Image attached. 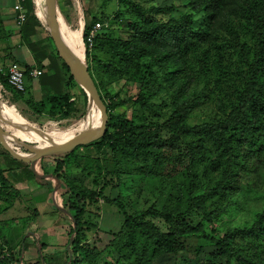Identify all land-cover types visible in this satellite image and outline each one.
I'll use <instances>...</instances> for the list:
<instances>
[{
	"label": "trees",
	"instance_id": "obj_1",
	"mask_svg": "<svg viewBox=\"0 0 264 264\" xmlns=\"http://www.w3.org/2000/svg\"><path fill=\"white\" fill-rule=\"evenodd\" d=\"M24 1L27 13L20 34L27 30L33 35L38 24L36 9L29 0ZM125 1L129 0L118 3ZM183 1L188 12L170 22L147 19L150 11L132 5L134 11L130 12L138 21L129 26L127 36L112 37L104 29L94 38L91 49H86L88 74L107 112L106 131L99 141L66 155L40 158L37 172L65 186L64 193L59 194L61 210L54 212L52 222L57 240L66 238L65 249L45 253L47 245L37 243L36 236L24 238L29 224L37 226L39 214L31 210L32 215L21 224L7 227L5 242L0 243V264H19L20 258L21 264H81L89 257L96 264L99 253L94 248H84L81 237L90 227L84 221L85 215L98 211V197L103 196L101 191H89L79 181H67L66 167L70 162L81 168L80 173L99 176L105 172L116 182L127 176L143 187L146 180L155 183L152 194L157 200L131 213L123 208L122 195L117 199L103 197L119 209L124 219L122 232L112 244L117 256L115 264H154L161 257L171 256H176V261L183 260L178 256L189 254L191 248L189 244L185 246V232L212 244L218 252L214 259L227 256L236 264H264V0ZM159 12L155 10L153 16ZM108 19L92 18L84 27L83 40L96 22L108 23ZM39 53L38 67L51 73L40 80L46 79L53 92L49 91L38 103L28 102L24 98L31 86H27L32 70L28 67L24 70L26 94L12 90L0 75V100L7 105L22 101L32 118L66 119L73 113L75 101L70 91L77 85L56 51ZM44 57L49 61L46 67L40 65ZM155 66L169 69L168 86L158 82L154 88L157 81L149 77L158 76L153 72ZM120 80L139 84L134 102L141 110L140 124L121 120L122 116L113 113L125 102L114 101L107 87ZM172 84L175 89L170 91ZM214 95L218 97L215 101L219 115L188 125L192 109ZM168 102L172 103L171 114L158 115L154 111L155 118H163L162 123L147 116L152 106L165 108ZM12 146L18 153H28L18 143L12 142ZM103 147L109 153L105 151L99 159L77 154L79 149L92 153ZM32 179L35 175L31 161H19L0 146V195L16 200V188H23L22 184ZM230 214L233 221L226 218L217 225L219 228L206 233L208 227ZM155 221L166 226L167 231ZM22 245L24 250L39 248L36 262L24 260ZM193 252L196 264H200L197 247Z\"/></svg>",
	"mask_w": 264,
	"mask_h": 264
},
{
	"label": "rangeland",
	"instance_id": "obj_2",
	"mask_svg": "<svg viewBox=\"0 0 264 264\" xmlns=\"http://www.w3.org/2000/svg\"><path fill=\"white\" fill-rule=\"evenodd\" d=\"M116 1L119 2V0H116ZM129 1H125L124 3H122V5L120 3L115 4L114 2H108V4L106 5V8L109 9L113 7L115 8L118 7L121 10H116L115 12H113L112 16L111 15L109 16L110 17L109 18L110 20L108 19L109 26L107 22L106 23L102 22L103 29L101 30V32L104 29H107V31L109 32V35H111L112 37L127 36V34L125 33L128 32L129 26L135 21H138L135 19V15H133L130 12L131 10L134 11V9L132 8V5H135V4H138L141 7L145 8V11L151 12L150 16L147 18L150 20L160 18L161 21H165V22L177 21L178 19H180L183 15H185L188 12L186 4L183 0H129ZM95 9L97 8L95 7ZM155 10H159L161 11V13L159 12L158 16H153L154 14H156L154 13ZM116 16H118V20H116ZM63 30H64V33H66L67 35L68 34L67 29L64 28ZM69 36L74 37L73 35H69ZM69 36L67 38H69ZM51 46H52V43H51ZM80 46L81 45H79L78 47ZM82 52H83L82 58L80 59L77 57V60L78 61L81 60L84 68L88 72V64L85 58L86 53H84V51ZM71 56L74 59H76L73 52L71 53ZM168 71L169 69L164 66L163 67H158V66L153 67V72L156 73L158 76L156 78L149 77V76L148 77L153 78L157 81V82H154V88L157 87L158 82H161L165 86H168L171 83V81L169 80L170 76L169 74H167ZM132 77L133 76H131V78ZM107 89H108V92L112 96H114L115 98L114 101L125 102V104L115 109L113 113L116 114L117 116H122L120 118L121 120H127L130 122L132 121L136 124H140L142 121L141 120L142 119L141 110L139 108V105L134 102L135 99L137 98L136 96L139 91V84H136L135 82H131V81L127 82L124 80H120L119 82L113 84L112 86L111 85L110 87L108 86ZM170 89H171L170 91H173L172 89H175V85L172 84ZM176 89L178 88L176 87ZM75 90L77 93H79L80 96L75 98L76 102L73 108V113L70 115V117L66 118L68 120L65 121L64 119L57 118L55 120L50 119L49 121L48 117L43 116L40 119L42 123H45L47 128H42L39 122L33 125L32 130H36L37 135L36 136L35 134H31V135L37 138L39 136V138L41 139L38 138L39 140H36L33 137L28 138V136L24 132L20 130H16V131L19 133L21 137H27L29 139L30 145H34L36 147L44 146L47 143L53 144V143H60V142L67 141L68 139L72 137H76L75 133L77 132L79 134L82 132H86V133H89L92 131L96 132V130L99 128V126L102 123L101 113L98 109H96L93 103L89 102L87 96L86 97L84 96V94L81 92L82 91L81 89L80 91L78 87H75ZM37 93L38 95H40L39 92ZM163 95L166 97V93H164ZM215 100H218V97H216L215 95L204 98V101H202V103L199 106H197L195 109H192V111L189 113V116L187 117V121H186L187 124L195 125L199 123V121L216 118V114L217 115L219 114L216 110ZM155 102L156 100L153 101V103ZM157 103L159 104V102ZM172 110H173L172 103L168 102V105L165 108H160L158 106H152L151 109L147 111V116L151 117L152 121L155 120L158 123H162L164 121L163 118H155L156 115L154 114V111H156L158 115L160 113L164 115L166 113L171 114ZM4 114L8 115L9 113L7 114L4 112ZM8 116H10L11 118L10 114ZM4 129L8 130L10 129V127L4 126ZM49 140L53 142H50ZM97 141H94V142H97ZM103 148L104 149L99 152L96 150L95 151L93 150L94 152L92 153H89L90 151L88 152V151L79 149L77 151V154L79 156L91 154L94 157H98L95 159H99L102 156H105V153H104L105 151H108L109 153V149L107 147H103ZM66 171H67L66 176H67L68 182L79 181L89 191H101L100 195L107 199H117L119 195H122L124 199L123 208L128 213H131V211H133L137 207L145 208V206L151 205L152 203L155 202V200H157V198L154 197V195L156 194H152V191H153L152 188L155 187V183L153 180L152 181L146 180L144 183L145 185L144 187L141 185V183L137 184L133 179L128 178L127 176H121L119 181L116 182L114 178H111L110 180V176L106 174L105 172L103 174L101 173L99 176L96 175L95 173H88V172L80 173L81 168H77L72 162L68 164V166L66 167ZM37 172H38V169H37ZM41 177H44V176H41ZM52 180H56V179L53 178ZM44 181L46 180H42V182ZM107 181H109L108 184H107ZM110 181L112 182V184H110ZM36 183H37L36 177L35 179L25 182L24 185L19 181V184H22V186H25V187L19 188L18 186L16 188L18 190V193L16 194L18 197L16 198V200L15 199L7 200L3 195H0V243L3 244V242H5V238L7 237L6 236L7 227L10 226L11 223L21 224L23 220H25L31 215V210H36L39 214L37 218V221H39L37 223V226H38L37 228L39 229L40 236H42L44 233L47 232L45 228L47 226L49 227V224H50L49 219H51V215L49 211L44 212V204L40 200V198L37 199L36 195L32 194V190L36 187ZM46 183H48V187L52 186V183H50L49 181H47ZM58 183L61 184L59 180H58ZM115 183H116V186H115ZM64 188L65 186L63 185L61 186V189H59L60 195L64 193L65 191ZM103 197L101 198L98 197V200H99L98 211L90 212L92 214L87 213L85 215L84 221L90 223V227L84 231V234H83L84 236H82L81 239H82V244L84 248L85 247L90 248V249L94 248L99 253L96 256V261H97L96 264H115V259H117V256L114 253L115 248L112 247V244L114 243V240H116L122 232L124 219H123L122 214H120L121 212L119 211V209L113 204L106 203ZM64 198L66 199L67 196H64ZM61 205L58 206V208H60L58 210H61ZM246 208L249 209L248 207ZM227 216L226 215L223 216L219 223H215L212 227H208L206 229V233L209 234L211 229L213 228H219L217 227V225H222L223 224L222 222H225L226 218L228 219L230 218L233 221V218H232L233 216H231V214L229 217ZM155 223H158L160 229H162L163 231H167V228H165L166 226H164L161 222L155 221ZM29 226H28L27 232H30ZM33 229L34 228L32 227L31 231ZM50 234H52V232H50ZM184 234H185V237L183 239L185 240L184 242L185 246H187L188 244L189 246H191L189 254L178 256V258H184L183 260L179 259L180 261H176V256H171V258L169 259H167V257H163V258L161 257L157 261H155L154 264H196V260L194 258V252H193V248L195 249L196 247L198 249L197 260L200 261V264H211V263L213 264H236L234 260H228L227 256H224V257L218 256V259H214V257L218 255L217 254L218 252L216 251V249L213 247L212 244H208V242H204V240H201V239L197 240L196 238H193L192 235L189 234L188 232H185ZM70 239H68V242ZM42 242L45 243V245L52 246L51 247L52 249L49 251V253L51 252L53 253L54 251L53 248H55V250H58L57 252H62L63 249H65L64 244L66 242V238L62 239V241L59 243L60 245L55 244L56 239H52V238H49V239L45 238V240H43ZM54 245H57V246H54ZM199 246H201V248H199ZM22 247H23V250H22ZM56 247L57 248L60 247L61 249L59 250ZM26 251H28V249L24 250V246H21V254L24 260L30 257L34 258L36 251L30 254L27 253ZM91 260L93 259L89 257L87 261L82 260L83 262L81 264H94ZM21 263H22V258L19 259V264ZM66 264H69V263H66Z\"/></svg>",
	"mask_w": 264,
	"mask_h": 264
},
{
	"label": "crops",
	"instance_id": "obj_3",
	"mask_svg": "<svg viewBox=\"0 0 264 264\" xmlns=\"http://www.w3.org/2000/svg\"><path fill=\"white\" fill-rule=\"evenodd\" d=\"M45 1L46 0H29V2L33 4L34 8L36 9L35 15H36V18L38 19L37 21L38 24H35L34 26L35 33L33 35L28 34L27 30H25V33L21 35L20 34L21 28L16 27L15 20H14L13 6L16 4V1L15 0H0V66H6L7 64L13 63V64H16L23 71L28 67H31V69L36 68L40 70L42 72L40 77L46 76V75L48 77L51 75L50 72H47L46 68L40 69V67H38L39 65L38 59L40 58L39 52L47 54V53H53L56 51L54 44L52 42V39L50 38L47 24H46ZM108 2H114L115 4H118L116 0L114 1L55 0L56 19H57L58 26L62 32V35L65 41L67 40V41L73 42L77 48L82 49V46H83L82 35H83V30H84L85 25H87L90 22V20L94 18L95 16L109 17L110 15L112 16L113 12H115L116 10H120V8L118 7L116 8L113 7L109 9L106 8V5L108 4ZM23 4L24 3H22V7L24 8ZM95 7L97 9H95ZM60 21L62 24L60 23ZM64 28L67 29V32H68L67 35L66 33H64V30H63ZM69 35H73L74 37L69 36ZM68 36L69 38H66ZM51 43H52V46H51ZM79 45L81 46L78 47ZM40 49H44L45 52H43L44 50H40ZM69 52L72 53L70 48H69ZM74 56L77 59V56L75 54ZM48 64H49L48 58L44 57L40 65L42 67H46L48 66ZM40 77L38 79L28 80L30 82L27 81V86L31 85L28 91L29 93L28 96L27 97L26 95L24 96V98L26 99L28 98L27 99L28 102L33 101L34 103H38L39 101L42 100V98L46 94H48L49 91L51 93L53 92L52 86L49 84V82H46L47 80L44 78L40 80ZM75 87H73L70 91L71 94L73 95L74 101L76 97L80 96L79 93L76 92ZM78 89L80 88L78 87ZM62 90L64 89L62 88ZM37 92H39L40 95H38ZM1 106L4 107V109L7 112L4 111L1 108ZM2 110L7 114L9 113L11 115V118L10 116H8L9 114L8 115L4 114ZM29 112L30 110L27 108V106L22 101L15 100L13 101V104L7 105L6 103L4 104L0 100V127L8 135V138L11 139L9 140V143L11 146L13 142V143H18V144L21 143L22 144L21 146L24 147V149H25V146L35 147L34 145H30V143H24V142H29L28 138L30 137H33L36 140L41 139L39 138V136H38L39 138L38 139L37 137H34L33 135H31V134H35V136L37 135L36 130H32L33 125L39 122L42 128H47L45 123H42L40 117L38 119L32 118V114L31 112L30 113ZM64 120L66 121L68 119H64ZM4 126L10 127V129L6 130L4 129ZM16 130H20L24 132L28 136V138L21 137ZM12 148L14 149L13 146ZM28 153L26 154L20 153V154L28 155ZM38 166H39V161L36 164V172H37ZM52 179L53 178H44V179L37 178L36 187L32 190V194H35L36 198L37 199L40 198V200L43 202L44 212L46 211L50 212V215H51V219H49L50 224H49V227L47 226L45 228L47 232L44 233L42 236H40L39 229L37 228L38 226L30 224L29 226L30 232L26 234L25 237H28L29 235H33L34 237L36 236L37 243H42V244H45L42 242L43 240H45V238L46 239L54 238L56 239L55 244L58 245L60 241L57 240V237H58L57 231L52 229V222L55 217L54 212L58 210L57 208L58 206L61 205V202H62V200L59 198V189H61V184L58 187V182ZM42 180H46V181L42 182ZM47 181L52 183L51 187H48V183H46ZM58 198L60 199V201ZM38 222L39 221L36 220V223ZM10 226H13V224L11 223ZM32 227L34 228L33 231H35V233L31 232ZM50 232H52V234H50ZM57 245H54V246H57ZM51 247L52 246L47 245L46 247L47 253L52 249ZM53 249L55 251V248ZM34 251H36L34 258L30 257L28 259H25L29 263L36 262L38 258L39 248L36 246L35 247L32 246L28 248V251H26L29 254Z\"/></svg>",
	"mask_w": 264,
	"mask_h": 264
},
{
	"label": "water",
	"instance_id": "obj_4",
	"mask_svg": "<svg viewBox=\"0 0 264 264\" xmlns=\"http://www.w3.org/2000/svg\"><path fill=\"white\" fill-rule=\"evenodd\" d=\"M45 16H46V24L48 28V32L54 47L60 57V59L65 63L68 67L74 82L77 86L86 94L90 103H93L101 113L102 116V123L96 132H82L77 137H73L67 141L54 143V144H45L44 146L39 147H26L25 149L29 152L28 155H23L17 153L15 149L9 143L10 138L8 135L2 130L0 127V145L2 148L13 158L19 161H31V170L34 173L36 178H50L49 176L41 177L36 172V164L40 158L48 156V155H66L71 152L73 149L77 147L88 145L93 143L94 141L99 140L102 135L105 133L106 126H107V112L103 102L98 95L96 88L93 85L92 80L84 68L81 61L74 59L69 52V48L65 42V39L62 35V32L58 26L57 19H56V4L55 0H46L45 1ZM78 63L84 68V72H81L79 69ZM84 73V74H83ZM22 145L21 143H19ZM58 182V179H56ZM60 184L58 183V187ZM60 209V208H57ZM75 235V227L74 233ZM68 249V247H67ZM23 250V247H22Z\"/></svg>",
	"mask_w": 264,
	"mask_h": 264
},
{
	"label": "built area",
	"instance_id": "obj_5",
	"mask_svg": "<svg viewBox=\"0 0 264 264\" xmlns=\"http://www.w3.org/2000/svg\"><path fill=\"white\" fill-rule=\"evenodd\" d=\"M16 4L13 6L14 20L17 28H21L26 20V11L22 7L24 0H15ZM103 29V24L96 22L93 27L88 30L85 37V41L82 37L84 53L86 49H91L92 43L96 35ZM42 72L36 68H33L29 72L31 79H38ZM0 75H2L8 84V86L17 93L24 94L26 92V77L24 71L16 64L10 63L6 66H0Z\"/></svg>",
	"mask_w": 264,
	"mask_h": 264
},
{
	"label": "bare ground",
	"instance_id": "obj_6",
	"mask_svg": "<svg viewBox=\"0 0 264 264\" xmlns=\"http://www.w3.org/2000/svg\"><path fill=\"white\" fill-rule=\"evenodd\" d=\"M67 38V37H66ZM66 42V44H67V46H68V48H70L71 49V51L78 57V58H82V55H83V52L82 51H84V47L82 46V49H79V48H77L76 46H75V44L73 43V42H70V41H65ZM78 65L80 66L79 67V69L80 70H82V72H84V68H82V66L78 63ZM1 108L4 110V111H6L5 109H4V107H2L1 106ZM7 112V111H6ZM93 130V129H92ZM95 130V129H94ZM50 142H53V141H51V140H49ZM49 144V143H48ZM54 144V143H53Z\"/></svg>",
	"mask_w": 264,
	"mask_h": 264
},
{
	"label": "clouds",
	"instance_id": "obj_7",
	"mask_svg": "<svg viewBox=\"0 0 264 264\" xmlns=\"http://www.w3.org/2000/svg\"><path fill=\"white\" fill-rule=\"evenodd\" d=\"M84 35V34H83ZM83 35H82V37H83ZM29 154V153H28ZM23 246V245H22Z\"/></svg>",
	"mask_w": 264,
	"mask_h": 264
}]
</instances>
